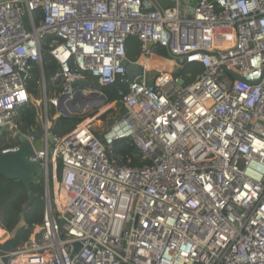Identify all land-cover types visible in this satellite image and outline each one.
I'll return each mask as SVG.
<instances>
[{
    "label": "built area",
    "instance_id": "obj_1",
    "mask_svg": "<svg viewBox=\"0 0 264 264\" xmlns=\"http://www.w3.org/2000/svg\"><path fill=\"white\" fill-rule=\"evenodd\" d=\"M168 1L0 0V129L18 141L5 150L20 137L31 145L44 193L42 223L0 250V264H264V0ZM47 37L53 119L61 96L69 118L104 104L75 81L126 85L120 115L98 133L80 122L56 136L47 113L40 141L35 126L20 129L35 67L46 94ZM130 37L143 66L133 83L122 65ZM155 46L177 72L147 76ZM75 96L84 105L70 113ZM124 139L141 163L109 153Z\"/></svg>",
    "mask_w": 264,
    "mask_h": 264
},
{
    "label": "trees",
    "instance_id": "obj_2",
    "mask_svg": "<svg viewBox=\"0 0 264 264\" xmlns=\"http://www.w3.org/2000/svg\"><path fill=\"white\" fill-rule=\"evenodd\" d=\"M49 37L46 39L45 51H43V69L45 74V81L47 84L46 77H49L50 81L52 80V74L55 72L56 67L51 56L46 51L47 42ZM154 54L160 56H167L166 51L160 47H154ZM125 52L126 56L130 61H136L140 56V43L135 37H130L125 43ZM158 73V72H157ZM156 73V74H157ZM180 74V73H179ZM39 74L36 67L33 70V78L27 84L28 93L31 96L30 103L22 109L19 116H17L16 121L19 124V127L22 131L25 129L35 126L36 119H41V108L36 104L34 100V95L38 91V86L36 85V80H38ZM87 80L89 81L88 88L92 90L101 91L107 98V103L117 101V90L121 89L126 91V85H112V86H100L97 84L96 80L88 75ZM52 82V81H51ZM50 82V83H51ZM56 86L60 87V81L54 82ZM83 87V86H79ZM50 90H55V85L50 86ZM50 108H53L49 105ZM54 114L53 109H51V115ZM121 113L120 104L116 103L114 108L108 109L100 114L96 121L100 122V125H95L91 128L93 133H98L114 119H116ZM81 121L80 119L66 118L60 116L56 119H53L51 116L48 117L49 131L56 136H63L72 130L77 124ZM5 132L0 135V151L5 149H10L18 144L17 140L12 139ZM112 153L118 158L121 163H126L127 159H130V165L141 163L140 153L132 145L129 140H119L115 142L112 147L109 149V153ZM30 191L34 195V199L30 204L28 210L25 212V222L26 227L20 229L15 237L9 238L0 244V250L2 251H14L20 247L27 239L30 233V230L33 229L36 225L42 223V213L44 207L43 200V183L40 180H37L36 183L31 184ZM28 199V192L25 190L21 182L16 180H10L0 175V238L5 237L6 233H11L14 227L17 225L20 217V213L23 209L24 204ZM3 232V233H2ZM6 232V233H5Z\"/></svg>",
    "mask_w": 264,
    "mask_h": 264
},
{
    "label": "water",
    "instance_id": "obj_3",
    "mask_svg": "<svg viewBox=\"0 0 264 264\" xmlns=\"http://www.w3.org/2000/svg\"><path fill=\"white\" fill-rule=\"evenodd\" d=\"M157 9L158 6L155 5ZM123 68L125 70V77L128 83H133L135 80L139 79L143 75V66L140 63H134L129 59H125L122 62ZM180 83L182 81H179ZM88 80H80L73 82V87L78 86H88ZM65 99L64 96L59 97L58 99V107L57 111L60 116H64L69 118L70 114L64 110H62L63 100ZM103 103L107 104V99L104 95H102ZM77 105L81 108L84 105L81 99L78 96H75L74 99L69 103V110L70 113H74L77 109ZM92 107V106H91ZM44 115L47 113L46 108H44ZM5 131L4 128L0 129V135ZM33 135L36 139H40L42 135V127L40 124V120L36 119V125L33 132ZM50 142H52V135L49 136ZM20 145L15 150H2L0 151V175L4 176L10 180H16L22 183L25 190L28 192V199L23 206V209L20 213L19 221L17 225L14 227L11 233L8 234V238H13L17 234V232L26 227L25 222V212L28 210L30 204L34 199L33 193L30 191V186L33 183H36L41 175V170L38 165L32 161H30V157L33 154V149L29 143H27L24 137L19 138ZM73 255L77 252L79 248V244L75 243L73 245Z\"/></svg>",
    "mask_w": 264,
    "mask_h": 264
},
{
    "label": "rangeland",
    "instance_id": "obj_4",
    "mask_svg": "<svg viewBox=\"0 0 264 264\" xmlns=\"http://www.w3.org/2000/svg\"><path fill=\"white\" fill-rule=\"evenodd\" d=\"M144 2L146 3V1H144ZM181 2H182V5H184L185 8H192L194 6V4L196 3V0H181ZM158 63L166 65L167 67L168 66H170V67L172 66L171 67L172 71L177 72V69H178L177 60H175L174 58H170L168 55L167 56H160V55L153 54L152 56H150L146 60V67L149 69L147 71V76H149V78H152L157 73V71L160 72V70L162 69V68L161 69L159 68L160 65ZM152 66H154V67H152ZM151 67L153 69H151ZM46 80H47L46 86L48 87V90L46 89V94L41 93V91L38 89V91L34 95V100H35L36 104L41 108L42 117L44 116L43 100L45 98L49 99V98H52L53 96H55L54 93L52 95L51 90H50V86H51V83L53 81L51 80L52 81L51 82L49 77H46ZM52 86H53V83H52ZM55 87H56L55 90L58 93V87L56 86V84H55ZM111 103L103 104L102 106H100L98 108H94V109H92L90 111H87V112H84V113H80V114H78L79 116H77V118L80 119V121L82 123L90 125L91 128L93 126H95V125L96 126L100 125V122L96 121L95 116L97 117L100 114H102L104 111H106L108 109H111V108H114L115 107V103H118V102L114 101V102H111ZM51 109H53V111H55L54 108H50V106L48 105V107H47V116L48 117L51 116L53 118L56 115V111H55V114H53V112H52L53 115H51ZM101 110H102V112H101ZM5 132L6 131H4L3 133H5ZM6 133L9 136L11 135L9 132H6ZM40 140L41 139H37V141H40ZM7 237H8V235H6V237L4 239L0 240V244L3 243L7 239Z\"/></svg>",
    "mask_w": 264,
    "mask_h": 264
},
{
    "label": "crops",
    "instance_id": "obj_5",
    "mask_svg": "<svg viewBox=\"0 0 264 264\" xmlns=\"http://www.w3.org/2000/svg\"><path fill=\"white\" fill-rule=\"evenodd\" d=\"M152 1H154V3L156 4V6H159V7H167V6L169 5V1H168V0H152ZM146 4L149 5V3H146ZM148 5H147V6H148ZM189 9H191V8H189ZM158 64L160 65V67H159V66H158V67H159L160 69L162 68L161 70H165V69H166L167 71H169V70L172 69L170 66L167 67L166 65H163V64H160V63H158ZM152 67H154V66H152ZM152 67H151V69H153ZM156 69H157V68H156ZM154 70H155V69H154ZM157 70H158V69H157ZM161 70H160V71H161ZM157 72H159V71H157ZM52 83H53V86H54V85H55L54 82H52ZM46 89L48 90V87H47V86H46ZM50 89H51V88H50ZM51 93H52V95H53V93L56 94L57 91L53 89V90L51 91ZM111 104H112V103H111ZM118 104H119V103H118ZM115 105H116V103H115ZM97 117H98V116H97ZM97 117L95 116V118H97ZM39 120H41V119H39ZM7 238H8V237H7ZM6 240H7V239H6Z\"/></svg>",
    "mask_w": 264,
    "mask_h": 264
},
{
    "label": "bare ground",
    "instance_id": "obj_6",
    "mask_svg": "<svg viewBox=\"0 0 264 264\" xmlns=\"http://www.w3.org/2000/svg\"><path fill=\"white\" fill-rule=\"evenodd\" d=\"M146 60H147V59H146ZM146 60H142V64H143L144 66H146ZM86 129H88V130L91 131V127H90V125L86 124ZM91 132H92V131H91ZM5 237H6V236H5ZM5 237L0 238V240L4 239Z\"/></svg>",
    "mask_w": 264,
    "mask_h": 264
}]
</instances>
